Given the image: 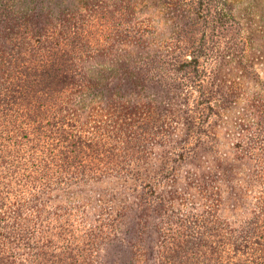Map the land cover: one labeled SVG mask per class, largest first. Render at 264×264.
Here are the masks:
<instances>
[{"label":"trees","instance_id":"obj_1","mask_svg":"<svg viewBox=\"0 0 264 264\" xmlns=\"http://www.w3.org/2000/svg\"><path fill=\"white\" fill-rule=\"evenodd\" d=\"M259 12L0 0V264H264Z\"/></svg>","mask_w":264,"mask_h":264},{"label":"rangeland","instance_id":"obj_2","mask_svg":"<svg viewBox=\"0 0 264 264\" xmlns=\"http://www.w3.org/2000/svg\"><path fill=\"white\" fill-rule=\"evenodd\" d=\"M103 1V0H102ZM106 3L111 6L112 4L120 5L122 2H126L127 0H105ZM253 23L250 26L251 38L253 40L255 46V58L259 62V67L261 72L264 74V12H259L255 18H251ZM249 29V27H248ZM223 142V141H222Z\"/></svg>","mask_w":264,"mask_h":264}]
</instances>
